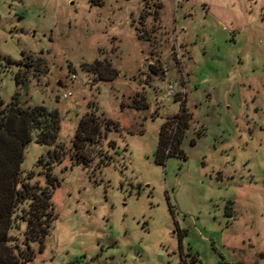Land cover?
<instances>
[{
	"label": "rangeland",
	"instance_id": "obj_1",
	"mask_svg": "<svg viewBox=\"0 0 264 264\" xmlns=\"http://www.w3.org/2000/svg\"><path fill=\"white\" fill-rule=\"evenodd\" d=\"M14 94L59 116L20 167L55 217L41 245L20 202L26 264H264V0H0V111ZM180 106L183 157L158 165ZM87 112L100 133L77 148Z\"/></svg>",
	"mask_w": 264,
	"mask_h": 264
},
{
	"label": "trees",
	"instance_id": "obj_2",
	"mask_svg": "<svg viewBox=\"0 0 264 264\" xmlns=\"http://www.w3.org/2000/svg\"><path fill=\"white\" fill-rule=\"evenodd\" d=\"M21 66L30 67L29 64ZM17 77L18 74L16 79ZM16 97L17 95L14 94L11 102L0 111V264H26L33 259L34 254L28 248L20 251L17 249V244L12 246L14 241L9 235L12 229L13 215L21 201L31 200L35 203V208L32 211L37 216L33 214L34 218H28L26 224L29 232L39 233L40 237L37 240L39 244L43 245L55 219L49 212L52 209L50 194L46 195L42 191L30 190L20 181L19 173L28 143L34 140L39 146L52 147L57 142L58 112L56 110L48 111L43 106L22 109ZM2 106L3 102L0 100V107ZM186 115L184 106H180V111L175 116L177 130L172 135L167 133L166 124L161 126L155 152V162L158 165L163 166L170 157H183L179 145L188 127ZM111 129L118 131V126L107 123L103 131L106 133L110 132ZM99 133L98 122L90 112H87L78 123L73 144L75 147L81 148L84 143H93ZM107 164H109L108 161ZM50 182L54 183V179H50ZM19 186L21 191L17 189ZM227 210H230V207L227 206L225 209V216L230 218L231 215L228 214ZM36 217L37 220L42 221V224H36Z\"/></svg>",
	"mask_w": 264,
	"mask_h": 264
},
{
	"label": "built area",
	"instance_id": "obj_3",
	"mask_svg": "<svg viewBox=\"0 0 264 264\" xmlns=\"http://www.w3.org/2000/svg\"><path fill=\"white\" fill-rule=\"evenodd\" d=\"M176 93V84L175 83H171V85H169L168 89L165 91V94H163L162 98L157 101L159 104L161 103H165L168 102L170 100H172L175 97ZM63 98L65 99L66 96L64 95Z\"/></svg>",
	"mask_w": 264,
	"mask_h": 264
},
{
	"label": "water",
	"instance_id": "obj_4",
	"mask_svg": "<svg viewBox=\"0 0 264 264\" xmlns=\"http://www.w3.org/2000/svg\"><path fill=\"white\" fill-rule=\"evenodd\" d=\"M143 1H146V0H143Z\"/></svg>",
	"mask_w": 264,
	"mask_h": 264
}]
</instances>
